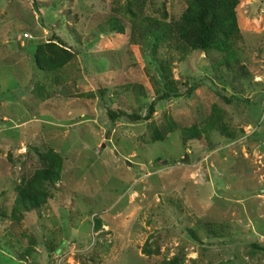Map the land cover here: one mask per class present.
I'll return each mask as SVG.
<instances>
[{
    "label": "rangeland",
    "instance_id": "1",
    "mask_svg": "<svg viewBox=\"0 0 264 264\" xmlns=\"http://www.w3.org/2000/svg\"><path fill=\"white\" fill-rule=\"evenodd\" d=\"M126 1L0 0V264H264V0H238L235 73L194 50L170 65L192 93L157 100L151 38L133 47L127 15L124 35L109 24ZM185 6L145 0L143 13L177 19ZM53 37L76 54L39 70L34 45ZM213 113L230 136L183 143L181 129ZM48 147L62 157L55 193L17 219L15 187Z\"/></svg>",
    "mask_w": 264,
    "mask_h": 264
},
{
    "label": "trees",
    "instance_id": "2",
    "mask_svg": "<svg viewBox=\"0 0 264 264\" xmlns=\"http://www.w3.org/2000/svg\"><path fill=\"white\" fill-rule=\"evenodd\" d=\"M237 3L238 0H186V6L179 18L166 20L164 19L165 11H162V18L144 14L145 0H127L124 5L114 8L115 12L120 15L111 16L109 24L117 34L124 35L125 31L120 16L127 15L132 24L130 40L133 47L137 37L141 42L151 38L150 53L161 78L160 83L156 86L154 100L167 98L171 95H190L194 86L171 76V62L175 58L177 60L184 59L194 50H201L206 54L216 52L223 56L222 64L228 72L235 73L234 65L238 61L234 59L233 62L231 53L233 41L241 36L236 15ZM161 51H165L166 56L162 55ZM75 54L74 47L58 37H53L44 42L37 41L35 43L33 61L39 70L52 72L63 67ZM237 66L236 72L238 73L242 65L238 64ZM133 88L143 95L146 94L141 85L134 84ZM154 100L149 103L148 111L143 118L151 117L154 112ZM120 114L122 111H109L112 120ZM218 116L217 113H213L198 123L183 127L180 132L183 143H187L191 139H199L203 133L206 136L211 129L230 136ZM130 117L138 118L135 114H131ZM149 129L152 140L163 139L152 121L149 122ZM37 156L41 165L31 175L22 176L15 187L11 214L17 219L23 211L37 209L55 193V184L60 177L62 157L50 147L44 151H38ZM204 225L206 233L213 237L224 234L221 227L211 226L209 223ZM187 231L192 238L198 240L199 237L195 230L188 228ZM180 261L181 259L175 255L171 260L161 264H180Z\"/></svg>",
    "mask_w": 264,
    "mask_h": 264
}]
</instances>
